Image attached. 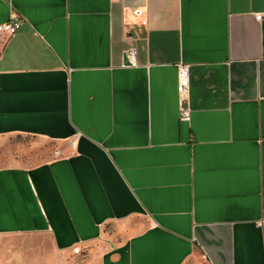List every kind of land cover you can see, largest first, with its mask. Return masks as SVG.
<instances>
[{"label":"crops","instance_id":"0c3cea01","mask_svg":"<svg viewBox=\"0 0 264 264\" xmlns=\"http://www.w3.org/2000/svg\"><path fill=\"white\" fill-rule=\"evenodd\" d=\"M262 9L0 0V136L51 147L0 165V264H264Z\"/></svg>","mask_w":264,"mask_h":264},{"label":"built area","instance_id":"2783aa9c","mask_svg":"<svg viewBox=\"0 0 264 264\" xmlns=\"http://www.w3.org/2000/svg\"><path fill=\"white\" fill-rule=\"evenodd\" d=\"M134 15H140L141 10L135 9ZM253 19L257 22L264 21V9L255 11L252 13ZM23 18L17 14L12 13L10 18L0 24V33L6 35H13L23 25ZM126 61L128 63L135 61V49L130 48L125 54ZM176 94H177V108H178V119L180 121H188L190 119V108L188 105V65L185 63L176 64ZM57 153V152H56ZM74 252H80L79 246L73 247Z\"/></svg>","mask_w":264,"mask_h":264},{"label":"rangeland","instance_id":"374dc122","mask_svg":"<svg viewBox=\"0 0 264 264\" xmlns=\"http://www.w3.org/2000/svg\"><path fill=\"white\" fill-rule=\"evenodd\" d=\"M50 148L47 144H41L32 137L0 136V165L17 158L23 161H38L43 158L44 153H49Z\"/></svg>","mask_w":264,"mask_h":264},{"label":"water","instance_id":"95a60500","mask_svg":"<svg viewBox=\"0 0 264 264\" xmlns=\"http://www.w3.org/2000/svg\"><path fill=\"white\" fill-rule=\"evenodd\" d=\"M126 62V61H125ZM126 64H128V62H126Z\"/></svg>","mask_w":264,"mask_h":264}]
</instances>
